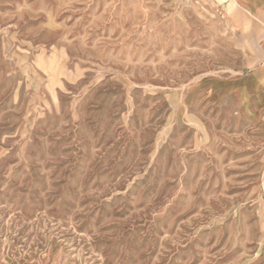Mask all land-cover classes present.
Instances as JSON below:
<instances>
[{
  "label": "rangeland",
  "instance_id": "obj_1",
  "mask_svg": "<svg viewBox=\"0 0 264 264\" xmlns=\"http://www.w3.org/2000/svg\"><path fill=\"white\" fill-rule=\"evenodd\" d=\"M204 13L0 0V264H264V116L198 84L237 61Z\"/></svg>",
  "mask_w": 264,
  "mask_h": 264
},
{
  "label": "crops",
  "instance_id": "obj_2",
  "mask_svg": "<svg viewBox=\"0 0 264 264\" xmlns=\"http://www.w3.org/2000/svg\"><path fill=\"white\" fill-rule=\"evenodd\" d=\"M193 1L205 11L207 37L222 38L226 52L237 57L223 74L201 77V89L233 113L264 116V0Z\"/></svg>",
  "mask_w": 264,
  "mask_h": 264
}]
</instances>
